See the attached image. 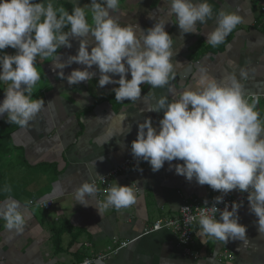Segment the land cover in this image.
Masks as SVG:
<instances>
[{
	"label": "crops",
	"instance_id": "1",
	"mask_svg": "<svg viewBox=\"0 0 264 264\" xmlns=\"http://www.w3.org/2000/svg\"><path fill=\"white\" fill-rule=\"evenodd\" d=\"M208 2L214 13L236 12L242 18L219 53L218 46L206 43L205 35L216 26L214 19L197 24L200 33L185 34L182 40L166 0H120L119 10L113 15L122 26L131 25L139 35L155 23H165V31L173 37L176 54L172 58L174 76L168 85L153 89L142 84L141 98L127 101L119 108L110 98L112 88L118 85L100 88L96 66L90 69L96 72L92 81L69 87L66 80L58 77L59 70H53L51 58L37 57L36 68L41 80L33 91V98H42L45 107L26 127L18 126L10 134L7 151L0 160V187L10 185L11 198L20 202L22 210L27 208L22 232L5 229L4 221L0 220V264H79L89 251L97 256L109 248L116 252L105 261L96 260L95 264H264V237L258 236V218L249 211L247 193L235 191L245 195L238 216L239 223L247 228V243L225 244L214 239L201 243L196 224L191 249L198 256L192 258L176 246L172 232L152 230L155 223L177 214L182 204L216 194L209 186H200L195 180L189 182L174 169L170 171L168 162L154 173L147 162L137 161L131 155L130 146L136 139L138 123L151 117L153 126L158 128L163 117L162 112L149 113L146 109L161 96L175 99L169 88L180 92L206 87L213 80L222 82L231 72L239 79L240 68L247 71V77L241 81L245 95L250 101L258 97L256 111L264 121V0ZM88 3L90 0H80L81 6ZM60 5L71 12L68 0H56L55 6ZM88 19L91 23L90 14ZM71 43V49L58 50L60 62L77 54L79 41L71 40ZM89 43L90 51L94 46L91 37ZM6 53L13 54V51L7 48ZM77 68L83 70V66L75 63L65 68V76ZM201 69L206 74L203 80ZM129 126L132 130L124 136ZM128 159L137 161L136 170L143 173H122L110 185L116 182L131 186L136 198L133 205L120 211L106 210L102 216L94 205L77 204L75 189L96 179L95 171L103 175ZM176 163L182 161L172 162ZM7 195L0 193V202ZM47 201H53L49 209L41 205ZM115 237L127 242V246L114 245Z\"/></svg>",
	"mask_w": 264,
	"mask_h": 264
},
{
	"label": "clouds",
	"instance_id": "2",
	"mask_svg": "<svg viewBox=\"0 0 264 264\" xmlns=\"http://www.w3.org/2000/svg\"><path fill=\"white\" fill-rule=\"evenodd\" d=\"M68 2L71 12L63 5L55 6L56 0H0V85H6L0 117L7 114V123L24 128L45 107L42 98H33L41 80L35 66L37 57L51 58L53 70H59L58 77L66 80L69 87L92 81L96 72L90 69L96 66L100 88L118 85L111 90L117 102H135L141 98L142 84L163 88L173 78L172 58L176 51L165 23H155L138 35L131 25L122 26L114 18L120 0H90L83 6L80 0ZM166 6L169 15L175 17L182 40L185 34L200 33L197 24L214 19L215 28L205 35L206 43L212 47L222 44L242 22L236 12L214 13L208 0H166ZM89 37L94 41L90 51ZM71 40L79 41L77 54L60 62L58 50L71 49ZM7 48L15 50V54L4 52ZM74 63L83 70L77 68L65 76L63 70ZM200 71L203 80L205 70ZM246 77L247 71L240 68L239 79L231 72L222 82L213 80L206 87L180 92L169 88L175 99L161 96L146 109L149 113H163L158 128L151 117L144 119L138 123L136 139L131 142L133 158L147 162L152 172H158L168 162L169 170L174 169L187 181L195 180L200 186L222 193L213 199L211 207L205 200V206L198 208V216L189 218L197 222L196 235L204 244L208 239L225 244L247 243V228L239 223L238 216L242 204L233 202L231 210L228 204L223 210L217 207L234 190L247 193L249 211L258 218V236L264 237V121L256 111L258 97L250 101L245 95L241 81ZM131 130L129 126L124 136ZM173 161L182 163L173 165ZM95 165L96 161L94 170ZM95 175L104 180L96 171ZM101 191L104 199L98 200ZM11 192L8 184L0 187V193L8 194L0 202V220L5 229L19 233L25 225L27 208L22 210ZM73 195L77 204L94 205L102 216L109 209L128 208L136 200L131 186L116 182L103 190L95 182H84Z\"/></svg>",
	"mask_w": 264,
	"mask_h": 264
},
{
	"label": "built area",
	"instance_id": "3",
	"mask_svg": "<svg viewBox=\"0 0 264 264\" xmlns=\"http://www.w3.org/2000/svg\"><path fill=\"white\" fill-rule=\"evenodd\" d=\"M139 163L134 160H125L122 163H119L115 167H113L110 171L107 173L100 175L104 177V180H100L98 178L91 181V183L95 182L96 186L103 190L104 188H107L110 186L111 180L115 179L120 174H129L132 171H136L137 174L141 175L143 171L136 170ZM211 189V188H210ZM136 190V189H135ZM211 191H213L211 189ZM216 196L222 195L220 192L213 191ZM104 193L101 191L98 193L96 199L103 200L104 199ZM215 196V197H216ZM215 197L207 196L203 198L202 200H196L192 204H182L178 210L177 214L166 216L162 221L155 223L152 226V230H160V229H166L174 234L175 243L176 246L183 251V254L195 258L198 256V253H195L192 251L191 247L194 244V226L197 224L196 221L190 220L189 218L191 216H198L199 209L201 207H204V201H208L209 207H211L213 199ZM245 201V195L244 194H237L235 193V190L228 193L226 196H224V203H221L217 205V207L221 210H223L225 204L229 205V210H231V204L233 202L240 203L243 205ZM41 205L49 209L53 205V201H47L42 202ZM217 219H219V215H217ZM148 229L145 230L147 233ZM112 242L114 245H119L120 248L126 247L127 242H120L116 237L112 239ZM116 252L115 249L109 248L106 253H99L94 255L92 251H89V255L85 257L79 264H85V262H88V264H95V261H105L107 256L114 254Z\"/></svg>",
	"mask_w": 264,
	"mask_h": 264
},
{
	"label": "trees",
	"instance_id": "4",
	"mask_svg": "<svg viewBox=\"0 0 264 264\" xmlns=\"http://www.w3.org/2000/svg\"><path fill=\"white\" fill-rule=\"evenodd\" d=\"M37 2H39V0H37ZM231 39L230 35L225 39V41L218 45V51L217 53L219 52H222L225 45L227 44V42ZM207 52V51H206ZM205 52V53H206ZM203 53V54H205ZM5 89V86H3L2 89H0V96L3 94V90ZM114 101H113V105L117 108H119L121 105H123L124 103H126L127 101H124V102H117L115 100V94L112 92L111 94V97ZM3 125H6V128H5V132L4 134L0 135V160L3 158L2 156L4 155V152L7 151V148H8V145H7V142L10 141V134L15 130L17 129V125L15 124H10V123H7L6 122V117L5 119L2 120V122L0 124ZM83 258V257H82Z\"/></svg>",
	"mask_w": 264,
	"mask_h": 264
},
{
	"label": "rangeland",
	"instance_id": "5",
	"mask_svg": "<svg viewBox=\"0 0 264 264\" xmlns=\"http://www.w3.org/2000/svg\"><path fill=\"white\" fill-rule=\"evenodd\" d=\"M4 51L7 52V49H5ZM37 60H38V58H37ZM37 60H36V63L38 62ZM2 86H3V85H2ZM5 88H6V87H5ZM1 122H2V121H1ZM1 122H0V123H1ZM5 128H6V125H3V123L0 124V135L4 134V132H5Z\"/></svg>",
	"mask_w": 264,
	"mask_h": 264
},
{
	"label": "water",
	"instance_id": "6",
	"mask_svg": "<svg viewBox=\"0 0 264 264\" xmlns=\"http://www.w3.org/2000/svg\"><path fill=\"white\" fill-rule=\"evenodd\" d=\"M12 51H13V54H15V50L12 49ZM35 66H36V63H35ZM3 99H4V92H3V94L0 96V102H2ZM6 115H7V114H5L4 117H0V122H1L3 119H5Z\"/></svg>",
	"mask_w": 264,
	"mask_h": 264
}]
</instances>
